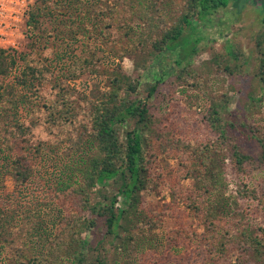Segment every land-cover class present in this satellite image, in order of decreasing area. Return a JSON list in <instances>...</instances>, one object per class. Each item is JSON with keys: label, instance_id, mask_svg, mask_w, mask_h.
I'll return each mask as SVG.
<instances>
[{"label": "trees", "instance_id": "obj_1", "mask_svg": "<svg viewBox=\"0 0 264 264\" xmlns=\"http://www.w3.org/2000/svg\"><path fill=\"white\" fill-rule=\"evenodd\" d=\"M247 1L184 0L185 12L178 23L168 22L165 0H114L115 5L117 2L136 11L138 17L132 24L115 18L106 23H101L103 21L99 18L96 22V17L104 13L100 11L102 5H98V9L94 7V10L81 12L79 5L83 0H37L31 7L26 24L31 51L18 53L0 50V150H10L5 159L10 160L11 175L17 186L24 187L36 176L33 156H43L46 145L59 143L57 134L72 132L80 137L86 135L85 140L70 144L67 148L72 157L73 170L63 182L61 192L68 193V197L76 196L75 201L77 205L79 203L80 210L77 213L71 211L68 219H63L65 226L73 232L57 234L53 239L48 255L56 256V264H109L103 241H99L97 247L91 241L92 234L102 229H105L102 234L104 241L109 238L112 244L120 241L117 245L122 260L120 264H166L162 260L165 248H169V251L185 249L191 240H201L198 233L186 237L184 232L173 231V236L167 239L164 248L163 242H159L157 234H154V231L161 229V216L146 213V206L141 203L142 193L153 178L152 173H148L149 159L145 148L149 145L148 135L155 125V117L147 100L154 97L160 85L176 75V71L185 73L193 57L200 52L198 46L204 38H200L198 44L189 51L181 50L178 61L169 60L170 45L176 42L178 45L184 44L181 38L193 35V30L188 29L192 23L198 24L200 31L205 33L207 28H213L211 24L219 20L215 18L216 14L227 12L230 6L236 9ZM261 10L264 23V4ZM108 13V17H114V13ZM204 14L209 20L206 25L200 22ZM59 20L64 24L61 33L57 27L52 31L45 27L46 23L56 24ZM112 30H127L129 37L133 31H141L140 44L152 48L154 59L137 78H132L121 65H117L110 78L108 91L100 97H91L71 87L70 81L86 74L107 75L103 61L96 57V47L91 41L99 35L98 39L105 37ZM60 34L84 42L83 56L62 74L55 69V60L60 62L65 52L53 49ZM51 54L55 55L53 61L48 59ZM229 55L238 60L235 50L231 49ZM258 72L260 83L264 86V59ZM146 84L147 95L143 97L140 88ZM20 104H24V108L28 107L26 118L8 122V110H17ZM224 104L211 105L203 118L206 127L214 134L211 142H204L203 139L197 141L203 173H207L209 164L214 160L213 155L225 150L231 152L238 169L263 168V140L256 138L262 146L258 158L244 152L242 148L247 140L255 139V135L262 132L261 127L225 121L223 111L229 105V100L226 99ZM246 132L253 135L249 136ZM181 146L187 145L181 143ZM181 168H185V165L182 164ZM97 187L102 200L93 204L91 195ZM215 195L214 191L207 201L210 206L196 202L199 194L192 198L195 200L192 203L189 198H184L192 211L191 216L200 217L205 211L211 215L218 214L215 211L221 212V206H217L220 203L212 204ZM119 203L121 205L118 206ZM7 219V211L0 201V227H4ZM217 220L213 216L200 223L209 233L206 238L202 237L206 240V246L194 247L196 257L184 264H232V257L235 258L234 264H264V227L258 229L260 233L250 229L247 235L243 233L242 238L233 240L229 224L224 229L225 240L219 241L218 238L214 242V235H222L221 223ZM127 226L130 228L127 229ZM122 230L128 232L125 237L121 234ZM85 233L87 235L83 237ZM169 251H165L166 254Z\"/></svg>", "mask_w": 264, "mask_h": 264}, {"label": "rangeland", "instance_id": "obj_2", "mask_svg": "<svg viewBox=\"0 0 264 264\" xmlns=\"http://www.w3.org/2000/svg\"><path fill=\"white\" fill-rule=\"evenodd\" d=\"M36 1L0 0V50H14L18 53L31 51L26 24L30 9ZM83 1L79 5L81 12L94 10V7L98 9V5H102L100 11L104 13L96 17V22L99 18L103 21L101 23L113 21L115 18L117 21L132 24L138 17L136 11L117 2L115 5L114 0ZM165 3L168 22L178 23L185 12L184 0H165ZM107 7L110 8L107 10ZM108 12L114 13V17H108ZM103 15L105 16L101 17ZM206 17L204 14L200 19L204 25L209 21ZM215 18L219 20L211 24L213 28H207L205 33L200 31L198 24L192 23L188 29L193 30V35L181 38L184 44L178 45L176 42L170 45L169 60L178 61L181 50L189 51L198 44L200 38H204L198 46L200 52L193 57L186 72L176 71V75L161 84L156 95L147 100L155 117V125L148 135L149 145L145 148L146 157L149 159L148 173H152L153 178L142 193L141 203L146 206V213L161 216V229L154 231V234H157L159 242H163L164 248L167 246V239L173 236V231L184 232L186 237L193 233L201 236L199 242L191 240V244L185 249L169 251V248H163L165 255L162 260L166 264L190 262L196 257L193 248L206 246V240L202 237L206 238L209 233H206L204 225L200 223L207 218L215 216L221 223L222 235H214V242L218 238L219 241L225 240L223 233L229 224L233 240L242 238L243 233L247 235L250 229L257 232L260 227H264V167L259 170L250 167L246 171L238 169L231 152L225 150L213 155L214 160L209 164L207 173H203L201 158H198L200 153L197 141L203 139L204 142H211L214 135L204 124V115L211 105L225 106L226 99L229 100V105L223 111L225 121L261 127L262 132L255 135V139L247 140L243 144L244 152L258 158L262 146L261 141L256 138L259 137L264 142V86L258 77L259 67L264 59L261 5L256 0H248L236 9L230 6L227 12L220 11ZM61 23L60 20L56 24L46 23L45 27L51 31L57 27L61 33L64 29V24ZM68 33L69 31L66 34ZM109 33L101 39H98L99 35L91 41L96 47V57L103 61L107 75L86 74L70 81L71 87L91 97H100L108 91L110 78L117 65H121L132 78H137L154 59L152 48L140 44L141 31H133L130 37L127 30H112ZM67 35L62 37L60 34L58 44H50L51 49L54 44L53 49L65 52L60 62L55 60V69L60 74L83 56L84 42ZM231 49L238 53V60L229 55ZM48 59L53 61L55 55L51 54ZM147 88V84L140 88L143 97L147 95ZM252 97L256 99L251 100ZM27 108L20 104L17 110L9 109L7 121L12 123L18 118H26ZM57 135L59 143L46 145L43 156H33L36 176L24 187L17 186L11 175L10 160L5 159L10 150H0V201L8 217L4 227H0V264H56V256L48 255L53 239L57 234L73 232L65 226L63 219L67 220L71 211L77 213L80 205L75 201L76 196L68 197V193L61 191L63 182L73 170L72 157L69 156L67 148L70 144L85 140L86 135L80 137L72 132ZM181 143L187 146L182 147ZM182 164L185 168H181ZM98 191L99 187L92 191L93 204L102 200ZM108 191L113 193L111 189ZM214 191L216 195L212 198V204L220 203L217 206H221L222 213L216 212L213 207L218 214L211 215L205 211L200 217L191 216L192 211L187 207V200L184 201V198H189L192 203L195 201L192 198L199 194L196 202L210 206L207 201ZM73 221L71 217V222ZM104 233L105 229L91 233L92 244L97 247L102 240L108 263L120 264L122 260L117 248L120 241L113 244L110 238L104 241ZM87 234H83V237ZM121 234L125 237L128 232L122 230ZM165 251H169V254ZM231 259L234 264L235 258Z\"/></svg>", "mask_w": 264, "mask_h": 264}, {"label": "flooded vegetation", "instance_id": "obj_3", "mask_svg": "<svg viewBox=\"0 0 264 264\" xmlns=\"http://www.w3.org/2000/svg\"><path fill=\"white\" fill-rule=\"evenodd\" d=\"M256 1H258L260 3L261 7L264 4V0H256Z\"/></svg>", "mask_w": 264, "mask_h": 264}]
</instances>
